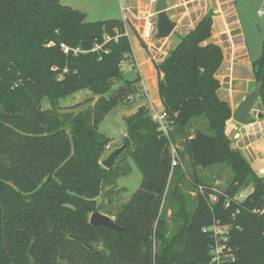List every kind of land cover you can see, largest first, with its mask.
Listing matches in <instances>:
<instances>
[{"label": "trees", "instance_id": "1", "mask_svg": "<svg viewBox=\"0 0 264 264\" xmlns=\"http://www.w3.org/2000/svg\"><path fill=\"white\" fill-rule=\"evenodd\" d=\"M212 25L208 14L156 64L170 138L141 105L126 117L125 147L106 169L102 156L112 140L99 126L141 81L107 95L133 53L125 22H88L60 0H0V264H204L217 225L230 227V264H264V175L231 147L233 112L218 94L225 55L209 41ZM252 66L264 103V41ZM85 89L99 95L93 107L61 111L60 99ZM194 119L204 128L189 129ZM171 142L181 159L174 168ZM124 153L142 173L140 187L115 215L120 230L92 224L104 185L130 173L117 165ZM224 164L233 178L217 192L199 170ZM187 192L196 193L192 207ZM169 205L183 221L170 236Z\"/></svg>", "mask_w": 264, "mask_h": 264}, {"label": "rangeland", "instance_id": "2", "mask_svg": "<svg viewBox=\"0 0 264 264\" xmlns=\"http://www.w3.org/2000/svg\"><path fill=\"white\" fill-rule=\"evenodd\" d=\"M60 1L63 4H66V0ZM68 1H70L69 3L75 6H80L79 10L86 15V21L88 22L104 21L118 17L121 7H126L124 0H122V2H120V0ZM236 7L238 9L239 18L242 22L240 30L249 56L241 59H236L231 64L226 61L223 66L221 65V73L224 74L227 67L233 66L235 67L236 74H238L242 78L246 76L249 77V75H251L253 78L254 70L252 63L261 56L263 50L264 13L260 14L259 11H264V0H238L236 3ZM170 37L174 44L179 43L180 37L176 35L175 32H173ZM131 40L136 48L138 46V42L137 37L134 33L131 34ZM136 54L139 61L145 59V54L143 52L137 51ZM132 59L133 57H130L124 62L123 78L114 81L112 91L107 95L117 90L126 81H132L139 77L140 74L138 72V67L135 64L132 65ZM141 71L142 76L145 77L148 69L146 68V66H143L141 67ZM148 89L150 98L154 99L156 95L159 96L157 87L153 88L150 85ZM98 97L99 95H95L89 89H85L60 99L59 105L61 107V111H68L72 115H76L83 110L93 107ZM132 99L128 100L127 102H120L118 105H116V107H114L105 116L104 120L99 126V131L112 140V142L107 146L105 153L102 156V160L106 159L116 148H119L123 145L124 136H126L127 134L126 117L135 113L138 107H140L141 105L148 106L149 108L151 106V102L148 98V95L146 94V91L144 89H142L141 91L140 87L138 86L135 90V93L132 95ZM259 102L261 103L262 101L259 100ZM43 104L44 107L50 106V102L47 98L44 99ZM262 109L264 114V103L262 104ZM255 114H258L257 110H255ZM201 122L202 120L196 121V119H194L189 125V129L194 130L196 128H204ZM181 143L182 138L178 135L176 144L179 150L183 149ZM117 165L123 167L124 170H127L129 168L130 173L127 175H119L117 176L115 183L104 185L102 195L97 198L100 211L105 214L107 213L113 219L115 218V215L121 208V206L125 202H127L131 198V196L139 189L142 181V173L137 168L133 160L131 158H128L125 153L124 157H121V159H119ZM185 167H187L186 164ZM130 168L132 169L130 170ZM199 176L204 180L206 184H208L209 186L211 185L215 191L219 192L225 190L229 185L233 178V171L228 165H216L211 168L199 170ZM253 188L254 185L252 183L247 186L245 185L241 188L237 196L240 197L241 194L248 196ZM190 190L191 189H188L187 191ZM188 193L189 192H187V194ZM194 193L195 192H193V195L189 193L190 207H192L194 203L193 199L196 194ZM167 211V215L165 216L167 220L166 231L167 235L170 236L178 231V228L182 225L183 221L180 220V217L178 218L175 215L177 206L169 205ZM215 230L217 234L221 236V234H227L230 231V227H218ZM232 256V254L225 252V250L223 249L220 253V261L222 262L223 260L231 258ZM58 264L69 263L67 261H60ZM204 264H213V262L210 263L209 261Z\"/></svg>", "mask_w": 264, "mask_h": 264}, {"label": "crops", "instance_id": "3", "mask_svg": "<svg viewBox=\"0 0 264 264\" xmlns=\"http://www.w3.org/2000/svg\"><path fill=\"white\" fill-rule=\"evenodd\" d=\"M237 1L238 0H171L170 2V0H167L168 14L176 21V27L173 32L181 37L194 29L205 16L210 14L213 18V25L212 36L209 41L219 44L223 48L225 58L222 66L226 61L231 64L236 59L248 57V51L240 30L242 22L236 7ZM69 2L68 0L65 1L67 5L78 10L80 9L79 5L75 6ZM120 2H122V0H120ZM124 3L126 7H121L118 17L112 19H120L125 22L130 38L132 33L136 35L138 46L135 48L131 40L133 53L130 57H133L132 65L135 64L139 69L141 81L137 86L140 87L141 91L144 89L150 102H154L157 108L162 110L164 107L160 100V96L156 95L154 99L150 98L148 89L150 85L153 88H158L159 74L156 69L157 63L152 59V51L143 44L138 34L142 24L141 18L143 13L148 9L150 11L152 9L150 0H124ZM170 36L164 43H166V46L171 50L177 43L174 44ZM137 51H141L145 54L144 60L139 61L137 59ZM143 66H146L148 69L145 77L141 74V67ZM221 68L222 67H220L217 73V77L221 84L218 94L221 99L230 104L232 112H234L246 96L258 85L254 78V74L253 78L251 75L242 78L236 74L235 67L233 66L227 67L224 74L221 73ZM262 104V102H259L257 113H263ZM227 129L230 138H233L232 140L235 147L244 154L259 174L264 175V118L257 119L255 123L249 125H241L231 118L227 122Z\"/></svg>", "mask_w": 264, "mask_h": 264}, {"label": "built area", "instance_id": "4", "mask_svg": "<svg viewBox=\"0 0 264 264\" xmlns=\"http://www.w3.org/2000/svg\"><path fill=\"white\" fill-rule=\"evenodd\" d=\"M158 0H150V5L152 7L151 11L148 9L141 18L142 24L139 29V37L141 38L143 44L148 47L149 50L152 51L153 56L152 59L156 61V63H160L164 60V58L169 53V47L166 46L165 40L167 38H160L158 36V29H157V12L154 9L155 4ZM260 14H263L264 11H259ZM126 34L129 35L127 25L125 24ZM110 36H106V40H110ZM167 42V41H166ZM65 52L69 51L68 47H65ZM124 64V61L122 62ZM139 72V69H138ZM150 114L153 120L158 125V129L161 132V135L170 138V135L174 129L172 121L169 119L167 112L164 110H159L154 102L151 101L150 106ZM171 152H172V167L174 168L178 164L181 163V159L177 150V147L171 142ZM247 195L241 194L240 197L236 196L238 200H244ZM260 211V210H259ZM264 212V210H262ZM218 227H227V226H220L217 225L213 227L211 230L215 233V242L212 244L210 248V263L213 264H230L236 260V255L232 251V249L227 244V234H217L216 228ZM232 254L231 258L225 259L222 262L220 261V253L222 250Z\"/></svg>", "mask_w": 264, "mask_h": 264}, {"label": "water", "instance_id": "5", "mask_svg": "<svg viewBox=\"0 0 264 264\" xmlns=\"http://www.w3.org/2000/svg\"><path fill=\"white\" fill-rule=\"evenodd\" d=\"M155 11L157 12L158 36L160 38H168L176 27V21L168 14L167 0H158L155 4ZM260 95L261 88L260 86H257L246 96L238 108L233 112L232 119L242 125H249L251 123H255L257 119H262L264 117L262 112H259L257 115L255 114V110H257L259 105ZM231 146L232 148H235L234 143ZM124 147L125 145H122L111 152L106 159L101 161L102 166L106 169H112L118 154ZM89 221L95 225H103L117 230L121 229L112 217L100 211L93 212L90 215Z\"/></svg>", "mask_w": 264, "mask_h": 264}]
</instances>
